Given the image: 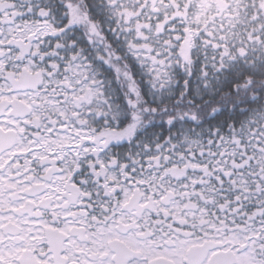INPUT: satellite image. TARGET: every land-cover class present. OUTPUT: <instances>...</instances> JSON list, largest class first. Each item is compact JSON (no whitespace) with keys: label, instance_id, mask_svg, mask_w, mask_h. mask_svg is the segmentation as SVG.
<instances>
[{"label":"snow or ice","instance_id":"1","mask_svg":"<svg viewBox=\"0 0 264 264\" xmlns=\"http://www.w3.org/2000/svg\"><path fill=\"white\" fill-rule=\"evenodd\" d=\"M0 264H264V0H0Z\"/></svg>","mask_w":264,"mask_h":264}]
</instances>
